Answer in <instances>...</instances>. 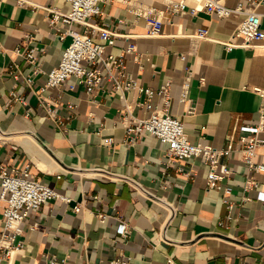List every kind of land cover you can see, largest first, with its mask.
Masks as SVG:
<instances>
[{
    "label": "crops",
    "instance_id": "crops-1",
    "mask_svg": "<svg viewBox=\"0 0 264 264\" xmlns=\"http://www.w3.org/2000/svg\"><path fill=\"white\" fill-rule=\"evenodd\" d=\"M204 2L102 4L92 22L118 33L104 55L136 46L126 64L137 88L122 98L106 80L104 90L90 95L76 78L45 88L46 73L70 43L57 36L47 8L66 11L65 0H0V165L26 168L71 198L29 212L21 250L6 264H112L128 257V264H165L168 258L174 264H264V173H252L258 188L244 189L248 170L239 138L249 133L236 129L258 117L262 98L254 87L264 88V39L227 48L225 42L242 41L232 36L244 16L219 17ZM257 10L264 31V0ZM136 11L159 15L160 34L148 35L147 18ZM200 28L208 29L209 39L196 35ZM24 47L36 48L34 64L17 53ZM166 82L167 105L161 94H147ZM188 86L192 112L182 99ZM126 105L130 113L123 115ZM162 108L183 121L193 142L224 148L235 133V151L223 158L233 171L222 182L230 192L207 188L209 168L200 158L168 163L167 144L157 137L130 139V124ZM255 159L264 162V146ZM5 205L0 198V230ZM122 223L125 234L118 231Z\"/></svg>",
    "mask_w": 264,
    "mask_h": 264
},
{
    "label": "built area",
    "instance_id": "built-area-1",
    "mask_svg": "<svg viewBox=\"0 0 264 264\" xmlns=\"http://www.w3.org/2000/svg\"><path fill=\"white\" fill-rule=\"evenodd\" d=\"M65 1L68 3L66 11L47 8L51 14L49 17L50 24L56 28L57 36L60 40L69 37L70 43L63 51L59 64L46 73L47 83L45 88L62 87L67 85L69 79L76 78L87 94L90 95L98 87L104 90L102 82L106 80L110 89L120 92L123 98L126 90L131 87L137 88V83L133 80L126 64V55L134 52L136 46L130 44L119 56H105L106 48L114 44L118 33L109 28L98 26L92 22V18L102 14V4L108 0ZM261 2L262 0H246L231 8L225 4V0H205L203 7L219 17L243 15V20L232 36L234 39L242 37V41L239 43L225 42V45L227 48L234 46L247 48L253 46L256 40L264 39L261 13L257 10ZM135 14L146 16L148 35L157 36L160 34L163 21L159 15L153 11H136ZM192 14H196V9L192 10ZM196 35L202 39H209L207 28H200ZM31 37L29 36V38ZM35 50V47H24L23 49L18 48L17 53L24 56L29 63L34 64L36 60ZM37 71H40V69L37 68ZM28 81H31V79L28 78ZM169 84L170 82H166L158 90H149L147 92L148 96L152 97L155 93H159L163 96L167 105L170 98ZM70 88L73 89L74 85H70ZM43 90L45 89L42 88L40 92ZM188 90L189 86L184 91L182 99L188 104L187 111L192 112L194 105ZM254 90L262 98L257 120L236 126V129L239 128L249 133L248 136L239 138L241 159L248 170L244 181L245 190L255 189L259 186V181L252 173H264V162L255 159L257 148L264 146V138L259 136L260 133L264 132V88L254 87ZM41 103L43 102L41 101ZM129 113L130 108L126 105L122 110V114L128 115ZM127 133L132 140L138 139L142 134L147 133L167 144L168 163L177 159L200 158L201 162L209 168L206 181L207 188L223 192L231 191L230 187L222 184L223 180L229 178L233 172L228 164L223 162V158L231 156L235 151L232 145L235 138L234 132L228 136L230 143L224 148L193 142L185 130L183 121L162 108L153 111L146 118L135 121L133 125L130 124ZM180 170L182 171V169ZM186 173L191 176L193 171L190 170ZM0 189V198L6 204L0 230V264H6L5 262L16 251L21 250L22 242L18 238L24 232L23 222L29 212L38 209L51 200L61 199L70 202L71 198L42 182L26 168L22 170L13 168L10 170L0 165ZM259 199L264 201V192L260 193ZM229 208H232L231 204H229ZM81 209V206H75L76 211ZM97 215L102 220L106 219L104 214L99 213ZM118 231L120 234H125L127 232L126 225L124 223L120 224ZM130 259V257L118 258L112 264H128ZM54 263V261L50 262V264ZM165 264H174V262L171 258H168Z\"/></svg>",
    "mask_w": 264,
    "mask_h": 264
}]
</instances>
